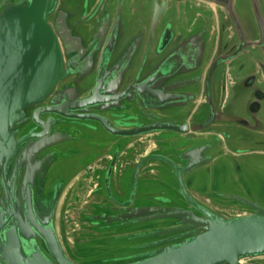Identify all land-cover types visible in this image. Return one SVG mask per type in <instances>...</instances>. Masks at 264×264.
Returning a JSON list of instances; mask_svg holds the SVG:
<instances>
[{
    "label": "flooded vegetation",
    "instance_id": "1",
    "mask_svg": "<svg viewBox=\"0 0 264 264\" xmlns=\"http://www.w3.org/2000/svg\"><path fill=\"white\" fill-rule=\"evenodd\" d=\"M164 1L70 0L73 7L68 18L72 20L74 32H79L82 23L88 20L102 25L110 17L114 24L123 10L125 18L139 17L138 31L144 38L145 53L148 48L153 53L158 49L159 39L168 25L174 40L167 45V53L172 56L175 49L182 48L172 57L173 63L165 76L155 79L150 86L154 96H165V106L154 102L148 110L132 109L128 105L126 110L119 111L122 113L120 121L128 123L122 129L133 128L138 122L142 125L172 123L180 126L181 131L167 129L142 136H115L94 121L61 119L58 124L50 121L53 125L45 136L49 147L33 160L41 163L46 156L51 159L35 176L34 198L38 212L50 206L56 189L61 188L55 215L61 242L57 222L60 206L64 204L66 209L72 207L74 211L76 202L81 203L86 194L91 197L84 202L88 226L98 232L121 231L106 238L107 244L114 246L112 249L93 250L94 254L85 250L81 258L114 261L136 253L140 242L128 236L139 233L140 228L134 223L127 225L130 222L126 221L108 225L95 219L101 214H125L128 209L151 206L183 208L199 214V208L216 213L236 208L252 211L236 197L264 205V0H167L163 11L156 10L155 4L163 5ZM229 3L234 17L229 12ZM156 11L160 13V20L153 31ZM80 52L78 49V54ZM71 56L74 60L76 55ZM84 76H74L60 83L57 94L65 91L74 98ZM53 117L56 122L59 120ZM16 130L17 139L27 133H45L41 128L35 129L31 122L26 128L16 125L11 132ZM55 134L56 141L54 137L50 139ZM144 137L146 139L142 140ZM82 138H89L90 150L95 145L102 149L83 167L72 168L67 173L58 163L71 156L70 147H78ZM197 147L203 150L193 160L192 166L196 169L183 174L194 203L182 194L170 164L156 160L146 162L141 168L132 197L134 174L143 158L164 155L176 165L186 167L189 162L181 156ZM75 154H80V150L76 149ZM13 167L14 162L11 170ZM23 174L22 170L19 185ZM11 175L12 171L7 177ZM158 178L174 180L176 194L157 195L153 189ZM2 197L0 189V205ZM10 220L11 212L8 222ZM115 239L125 244L119 246L113 242Z\"/></svg>",
    "mask_w": 264,
    "mask_h": 264
},
{
    "label": "water",
    "instance_id": "2",
    "mask_svg": "<svg viewBox=\"0 0 264 264\" xmlns=\"http://www.w3.org/2000/svg\"><path fill=\"white\" fill-rule=\"evenodd\" d=\"M64 3L65 0H0V264H244L264 258V205L242 197L235 199L252 211L235 216L204 208H199V214L162 206L128 209L118 215L101 214L95 219L108 225L126 221L130 222L127 225L134 223L140 228L139 233L128 236L140 242L136 253L100 262L76 261L68 255L55 225L61 188L56 189L50 206L40 213L34 198L35 176L51 160L46 156L41 163L33 162L49 147L45 136L53 123H61V119L94 121L115 136H142L167 129L181 131L180 126L172 123L138 122L133 128L122 129L128 123L120 121L119 111L126 110L128 105L148 110L154 102L165 106V96H154L150 86L155 79L165 76L172 57L182 48L175 49L172 56L167 53V45L174 40L168 25L158 49L153 53L148 48L145 53L138 24H133L131 17L125 18L123 10L114 24L110 17L102 25L88 20L79 32H74L68 18L72 9ZM166 5L167 0L163 5L156 3L155 8L163 11ZM228 9L234 17L231 3ZM159 20L160 13L156 11L153 31ZM74 53L76 64L71 56ZM81 74L85 76L74 98L65 91L57 94L60 83ZM53 116L59 120L56 122ZM28 121L45 133L29 132L17 139L18 130L11 132L12 129L16 125L26 128ZM56 136L50 139L54 137L56 141ZM202 150L197 147L183 153L181 159L189 162L186 167L176 165L164 155L143 158L134 174L132 197L141 168L156 160L170 164L182 194L194 203L183 174L196 169L193 160ZM10 212L12 220L8 222ZM167 220L170 223L162 226L144 227L145 223Z\"/></svg>",
    "mask_w": 264,
    "mask_h": 264
},
{
    "label": "rangeland",
    "instance_id": "3",
    "mask_svg": "<svg viewBox=\"0 0 264 264\" xmlns=\"http://www.w3.org/2000/svg\"><path fill=\"white\" fill-rule=\"evenodd\" d=\"M64 5L67 8L72 9L73 4L70 3V0H65ZM190 9L187 11V14L189 15ZM125 10V14H126ZM139 17H132L129 18L131 22L134 24L138 23ZM184 28V27H183ZM151 138V137H150ZM146 138H142V140H145ZM91 141H89V138H82L79 142L78 147H73L71 149L72 154L70 157H65L60 160L58 163V166H62V168H65L67 170V173L70 172V170L73 169H80L85 164H87L89 158L91 156H94L95 153L98 150H101L102 147L100 146H93L92 150H90ZM76 149L80 150V154H75ZM78 153V152H77ZM263 161V160H261ZM264 162V161H263ZM156 194L159 196H174L176 194V189L174 188V180L172 179H160L156 180V183L154 184V189ZM65 199V198H64ZM91 197H87V194L84 199H82V202H76V209L73 210L72 207L65 208V205L62 204L59 208L58 212V228L60 230V234L62 235V242L64 244L65 250L67 253L76 261H86L89 258H81L83 257L81 254L83 251H93L97 249H103L108 248L112 249L114 246L112 244H107L106 238L110 235H116L120 234L121 231H108L106 232H98L97 230H92L88 226L87 220L84 218V215L86 213L84 202L87 200H90ZM67 202V199L65 200ZM66 210L69 212L66 213ZM247 211L243 209H235L230 211H223V214L225 216H235V215H242L246 214ZM170 223L169 220L163 221V222H151V223H145V226H162L164 224ZM142 225V224H141ZM123 241V240H122ZM121 240L115 239L113 242L116 244H119V246H123V242ZM125 241V240H124ZM136 241V240H135ZM126 242V241H125ZM130 242V241H129ZM81 250V251H80ZM88 253V252H84ZM95 251H93V254ZM244 264H264V258L255 259L253 261H245Z\"/></svg>",
    "mask_w": 264,
    "mask_h": 264
}]
</instances>
